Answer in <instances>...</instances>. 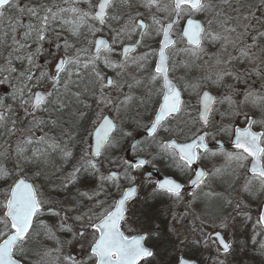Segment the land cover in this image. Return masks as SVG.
I'll use <instances>...</instances> for the list:
<instances>
[{"label": "snow or ice", "instance_id": "snow-or-ice-1", "mask_svg": "<svg viewBox=\"0 0 264 264\" xmlns=\"http://www.w3.org/2000/svg\"><path fill=\"white\" fill-rule=\"evenodd\" d=\"M200 251L264 258V0H0V264Z\"/></svg>", "mask_w": 264, "mask_h": 264}, {"label": "flooded vegetation", "instance_id": "flooded-vegetation-1", "mask_svg": "<svg viewBox=\"0 0 264 264\" xmlns=\"http://www.w3.org/2000/svg\"><path fill=\"white\" fill-rule=\"evenodd\" d=\"M128 123L135 125V122L132 120H129ZM140 123H141V127L139 128L138 132L141 133V135L137 136V138L143 139L144 138L142 135L143 125L148 123V119L146 117L141 116ZM241 127H243V126H241ZM134 135H136V133ZM166 136H167V133L161 132L160 135L158 136V139L165 138ZM131 143H132L131 138H128L127 143H125L121 146L120 156L123 155V156H127V157H133V154L130 151H125V149H128L130 147ZM225 145H226L227 150H229V151L233 150L231 148L229 141L225 142ZM139 155L143 156L145 159L151 160L152 157L155 155V152L154 151L140 152ZM249 165H250V160H249ZM201 166H203V165H201ZM148 171H155L157 173V175H153V177H152V179H154V180L158 179L159 177L171 176V175L176 174V169L172 168L166 160L156 159V160H153L151 164L147 165L139 173H137V176H138L137 183H141V181L143 180L144 173H146ZM182 182L187 184V178L183 179ZM241 182H243V181H241ZM216 190H220V188H217ZM253 207H255V205H253ZM253 213L255 214V211ZM204 255L210 256V254L208 252H205Z\"/></svg>", "mask_w": 264, "mask_h": 264}, {"label": "rangeland", "instance_id": "rangeland-1", "mask_svg": "<svg viewBox=\"0 0 264 264\" xmlns=\"http://www.w3.org/2000/svg\"><path fill=\"white\" fill-rule=\"evenodd\" d=\"M178 75H179V73H178ZM137 118L141 119V116H138ZM238 123L240 124V126H244L243 121H238ZM134 129H135L134 134L139 131V129H136L135 125H132V124L128 123V126L126 127V130L127 131H133ZM256 130H259V129L256 128ZM218 138L223 139L224 142L229 141V137L227 135H223V136L218 137ZM76 152H78L77 153V156H78L80 150H77ZM115 155L120 156V151L115 153ZM247 163L249 165V161ZM150 190H151L150 187H148L146 191H145L144 187L141 188V193H140L141 200L136 202V204H135V208L136 209H139V208H141L143 206L142 205V201L146 197L147 192H150ZM220 190H222V189H220ZM220 190H217V191H220ZM166 206H167L166 204L158 205V207H161V208L166 207ZM253 216H255L254 213H253ZM204 254H205V252L200 251V252H196L195 255L199 258L200 264H211L210 256H207V255H204ZM244 261H245V264H262V261H264V258L259 257L258 253L250 251L248 253V255L244 257Z\"/></svg>", "mask_w": 264, "mask_h": 264}, {"label": "water", "instance_id": "water-1", "mask_svg": "<svg viewBox=\"0 0 264 264\" xmlns=\"http://www.w3.org/2000/svg\"><path fill=\"white\" fill-rule=\"evenodd\" d=\"M250 163H251V161H250ZM151 172H153V175H157V173L155 171H151ZM159 178H162V177H159Z\"/></svg>", "mask_w": 264, "mask_h": 264}, {"label": "trees", "instance_id": "trees-1", "mask_svg": "<svg viewBox=\"0 0 264 264\" xmlns=\"http://www.w3.org/2000/svg\"><path fill=\"white\" fill-rule=\"evenodd\" d=\"M77 150H80V149H77ZM77 150H76V151H77ZM77 153H78V152H76V154H77Z\"/></svg>", "mask_w": 264, "mask_h": 264}]
</instances>
